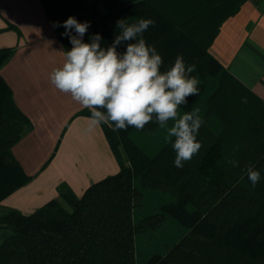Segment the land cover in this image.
<instances>
[{
    "label": "trees",
    "instance_id": "1",
    "mask_svg": "<svg viewBox=\"0 0 264 264\" xmlns=\"http://www.w3.org/2000/svg\"><path fill=\"white\" fill-rule=\"evenodd\" d=\"M40 2L52 27L61 25L53 29L64 51L72 47L62 35L70 16L90 22L83 40L99 33L102 47L119 33L118 20H154L143 36L162 56L161 71L180 54L186 65H196L192 75L200 80L199 94L187 97L180 111L200 110L202 148L183 168L167 156L170 165L160 172L166 154H175L171 143L164 139L148 153L130 139L136 128L113 132L103 125L119 171L91 184L80 197L61 185L57 199L30 214L1 208L0 264H177L171 255L183 246L189 254L203 246L220 248L264 264V101L208 52L220 22L241 0ZM117 50L122 53L124 45ZM11 54L10 48L0 49V68ZM198 101L204 106H195ZM29 128L0 75V202L30 180L12 152ZM116 140L126 149L127 164L115 150ZM237 145L234 158L240 166L233 168L224 159ZM249 162L261 173L255 189L246 175L237 183ZM149 192L155 200H148Z\"/></svg>",
    "mask_w": 264,
    "mask_h": 264
},
{
    "label": "crops",
    "instance_id": "2",
    "mask_svg": "<svg viewBox=\"0 0 264 264\" xmlns=\"http://www.w3.org/2000/svg\"><path fill=\"white\" fill-rule=\"evenodd\" d=\"M8 48L12 54L0 75L30 121L12 152L30 180L0 208L30 214L57 199L61 185L80 197L91 184L116 174L120 164L104 126L89 131L88 109L49 83L64 49L40 0H0V49ZM208 52L264 101V0H241L220 22Z\"/></svg>",
    "mask_w": 264,
    "mask_h": 264
},
{
    "label": "clouds",
    "instance_id": "3",
    "mask_svg": "<svg viewBox=\"0 0 264 264\" xmlns=\"http://www.w3.org/2000/svg\"><path fill=\"white\" fill-rule=\"evenodd\" d=\"M154 25L152 19L141 18L131 24L120 19L117 21L120 31L112 44L102 47L99 33L92 35L90 42L83 40L90 22H79L70 16L62 25L66 30L62 35L69 38L72 47L60 51L63 63L52 69L48 79L56 90L88 109L89 131L101 125H109L113 132L126 131L129 127L142 130L155 121L165 129V140L176 154L174 166L183 168L202 148L197 139L204 124L200 110L180 113L187 97L199 94L200 80L192 75L196 65H186L182 54L177 55L169 69L161 71L162 56L143 36ZM119 45L125 47L122 53L117 50ZM238 150L239 145L234 147L231 157H225L224 163L239 167V160L234 158ZM245 175L255 189L261 173L252 162L241 169L237 183Z\"/></svg>",
    "mask_w": 264,
    "mask_h": 264
},
{
    "label": "rangeland",
    "instance_id": "4",
    "mask_svg": "<svg viewBox=\"0 0 264 264\" xmlns=\"http://www.w3.org/2000/svg\"><path fill=\"white\" fill-rule=\"evenodd\" d=\"M195 106L203 107L204 105L200 103L199 101L195 103ZM183 114V111L181 112ZM171 121L169 122V126H171ZM166 131L165 129H162L159 127L158 124L150 125L144 127L142 130L135 129L130 133V139L136 144L137 147L141 148L142 150L146 152H155L156 147L159 145L161 141H163L166 137ZM199 136H197V139ZM115 150L122 159V162L124 164H127V158H126V149L121 143V141L116 140L115 143ZM175 155L172 153V157L167 155L164 157V164L162 166H158L157 169L160 172H164L168 168V158L175 159ZM171 161V160H170ZM156 195L149 192L148 200H155ZM62 205L67 207V203L64 200H60ZM4 210L0 208V213H3ZM187 245V244H185ZM187 246H183L180 250H174L171 257L175 260L177 264H260L256 262H247V260H243L238 254L233 253L231 251H225L223 253V250L220 248H217L215 250L212 247L209 248H198L195 254H189L187 252Z\"/></svg>",
    "mask_w": 264,
    "mask_h": 264
}]
</instances>
